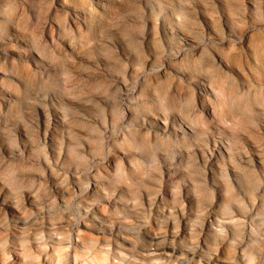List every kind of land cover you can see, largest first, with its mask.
I'll list each match as a JSON object with an SVG mask.
<instances>
[{
	"label": "clouds",
	"instance_id": "obj_1",
	"mask_svg": "<svg viewBox=\"0 0 264 264\" xmlns=\"http://www.w3.org/2000/svg\"><path fill=\"white\" fill-rule=\"evenodd\" d=\"M0 264H264V0H0Z\"/></svg>",
	"mask_w": 264,
	"mask_h": 264
}]
</instances>
